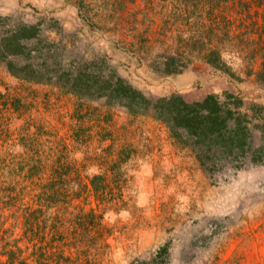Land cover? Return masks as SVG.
Listing matches in <instances>:
<instances>
[{
	"label": "trees",
	"instance_id": "trees-1",
	"mask_svg": "<svg viewBox=\"0 0 264 264\" xmlns=\"http://www.w3.org/2000/svg\"><path fill=\"white\" fill-rule=\"evenodd\" d=\"M142 1L146 10V4L167 10L162 23L167 28L152 39L150 25L141 29L131 22L122 29L123 21H117L136 0L72 3L80 21L104 33L140 66L171 76L200 72L204 65L207 72L239 81L240 70L232 60L239 58L249 62L246 74L255 73L264 86V0ZM106 17L111 21L100 22ZM57 48L34 24L12 21L0 34V65L11 76L58 87L76 101L70 117L61 120L67 137L55 140L47 122L30 121L22 110L12 119L20 98L13 96L12 88L0 89L2 264H101L104 258L99 256L109 249L111 234L105 213L123 207L126 164L137 153L131 144L137 126L130 117L146 115L163 122L171 137L191 147L205 168L264 163V144L256 145L255 127L240 109V94L224 90L193 101L177 93L151 99L105 56L76 59L61 56ZM116 111L128 121L119 123ZM257 130L264 138V123ZM94 136L101 144L110 143L98 151L95 144L90 147ZM19 225L23 231L17 236L14 228ZM18 239L32 241V247L21 254L16 248L23 251L28 244L24 249ZM166 252V246L158 247L152 262H163Z\"/></svg>",
	"mask_w": 264,
	"mask_h": 264
},
{
	"label": "rangeland",
	"instance_id": "rangeland-1",
	"mask_svg": "<svg viewBox=\"0 0 264 264\" xmlns=\"http://www.w3.org/2000/svg\"><path fill=\"white\" fill-rule=\"evenodd\" d=\"M74 1L0 0V34L12 21L34 24L43 38L55 41L61 56H105L122 77L151 99L177 93L193 101L211 92L238 93L242 98L240 109L248 114L252 129L255 127L256 145L264 144L257 130L264 123V86L255 73L246 74L248 61L232 58L240 70L239 81L220 72H207L204 65L200 72L164 75L147 64L138 65L136 59L116 49L104 33L80 21ZM143 6L142 0H136L117 16V21H123L122 29L131 22H137L141 29L150 25L152 39L167 28L162 24L167 10L151 9L148 4L146 10ZM129 11L136 15H128ZM108 21L110 17L100 20ZM4 87L12 88L13 96L20 98L12 119L22 110L23 117L30 121L49 123L55 140L67 137L68 129L61 120L68 119L74 110L72 95L55 86L15 78L0 65V89ZM115 114L120 117L119 123L128 121L122 112ZM130 118L137 126L131 143L137 153L126 164L129 179L123 188V207L105 213L111 234L109 249L99 256L104 258L101 264H264V163L247 161L238 169L230 165L205 168L191 147L171 137L163 122L146 115ZM94 137L90 147L95 144L98 151L110 143L105 140L101 144ZM14 229L20 236L23 226ZM19 242L24 249L28 244L26 250L16 248L21 254L32 247L27 239ZM161 246L167 247L164 261L152 262ZM4 259L5 255H0V264Z\"/></svg>",
	"mask_w": 264,
	"mask_h": 264
}]
</instances>
